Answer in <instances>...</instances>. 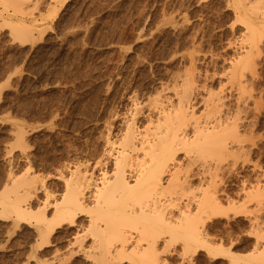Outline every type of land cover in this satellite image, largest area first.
<instances>
[{
	"label": "rangeland",
	"instance_id": "obj_1",
	"mask_svg": "<svg viewBox=\"0 0 264 264\" xmlns=\"http://www.w3.org/2000/svg\"><path fill=\"white\" fill-rule=\"evenodd\" d=\"M62 1L7 0L6 6L0 0V194L11 177L24 173L44 185L28 195L18 188V196H25L22 199L32 210L41 208L44 193L51 200L59 198L63 193L60 175L67 177L73 167L93 170L95 160L103 157V136L119 134L121 118L132 101L142 103L155 93L172 98L171 88L191 74L196 97L193 111L200 112L208 92L221 91L222 115L236 123L237 139H245L241 149L239 142L228 141L232 156L222 162L225 166L219 172L203 173L210 180L217 176L210 187L217 188L224 213L221 209L211 214L202 232L231 257L248 259L262 252L264 29L259 20L264 14L255 9L249 13L256 5L247 0L245 12L235 9L233 0H68L61 7ZM53 10H57L54 18ZM246 13L250 19L242 16ZM251 21L258 31L253 46L244 29ZM16 29L25 33V41ZM245 49L253 50L248 54ZM244 53L251 66H246L245 74L241 67L242 77L241 68L235 69V77L230 76L236 56ZM17 141L25 145L23 151ZM183 153L176 155L181 163L187 161ZM207 158L206 163L213 161ZM199 162L191 166V174L201 170ZM202 176H190L192 188L187 190L192 192L185 193L200 194L209 184V178ZM48 206L50 213L53 209ZM79 214L75 219L85 223L87 213ZM7 217L0 219V264H93L98 260L91 261V256L71 246L72 233L66 235L63 230L67 224L42 229L45 237L41 230L37 234L41 224L34 216L27 223L22 221L24 225L13 213ZM171 246L157 251L165 264H234L228 254L215 257L205 249ZM125 252L112 258L117 263L112 259L99 263L132 264Z\"/></svg>",
	"mask_w": 264,
	"mask_h": 264
},
{
	"label": "bare ground",
	"instance_id": "obj_2",
	"mask_svg": "<svg viewBox=\"0 0 264 264\" xmlns=\"http://www.w3.org/2000/svg\"><path fill=\"white\" fill-rule=\"evenodd\" d=\"M67 1L63 0L60 2V6L62 7ZM233 1L235 3L234 7L236 6L235 9L238 11L243 10L245 12L244 9L247 8L248 4L245 5L244 3L248 1V3L253 2L251 4L256 5H252L250 11H248L249 9L247 10L249 13L255 9V12L260 10L264 14V9H262L264 8V0ZM1 3L8 6L7 0H1ZM56 13L57 10L52 11V18L55 17ZM247 13L242 16H247L249 14ZM239 15L237 13V16ZM247 17L250 19L251 16ZM247 17L242 18V20L248 19ZM238 19H240V16ZM263 19L260 18L259 20L263 21V24L260 25L262 29H264ZM248 22L244 29L246 32L248 31L249 37L246 36V38L251 43L247 42V44L252 45L258 31L253 26L256 23L252 24L253 21H251L250 24ZM7 23L9 22L7 21ZM16 30V32L19 31L18 29ZM14 34H17L15 38L18 37L20 39L21 36L19 37L18 33L14 31ZM21 34L24 37V40L22 37L21 41H25V33L21 32ZM252 50L245 52L251 54ZM248 57L245 53L244 56H241V54L240 57L238 55V58L236 56L237 60L233 59L235 62L232 63L231 67L234 70L242 67L244 69L243 74H245L246 66L251 64ZM248 62L250 64L247 65ZM242 68L239 70L241 77ZM250 69L251 67L249 71ZM227 71L229 72V70ZM233 71L230 76L235 77V73L238 70ZM183 78L182 82L180 81V85L177 83V85H174L176 87L171 88L169 86L173 92L170 94L172 98H170L169 94L155 93V96H150L151 98L142 103L132 101L128 114L121 118L119 134H116L117 136H114V138L109 136L110 133L103 136L105 138L103 157L97 161L95 160V165L92 167L93 170L91 172L79 171L74 170L77 168L73 167V171L68 172L67 177H63L62 173L60 177L63 180V193H60L59 198H52V200L48 193H44L45 198L42 201V206L36 212L35 208L32 210L31 205L27 204L28 202L24 203L25 200L23 199L25 196L22 197V194L19 195L20 197L18 196V188L20 190L23 188L21 192L27 191L25 195H28V193L33 194L37 186L42 188L44 185L37 179L31 178L33 177L32 175L27 178L29 175L26 176L24 173L23 175L26 177H21V175L16 176V178L9 177V183L4 185L3 193L0 194V204L2 206L0 208V219L3 220L7 215L13 213L19 222L21 220V223L22 221L24 223L29 216H34L36 219L34 221L39 222L43 226L36 225L39 229L37 234L39 235L41 230L40 235L43 236L46 235L45 230L53 229L54 225L67 224V227L63 228V230L66 231L64 232L66 235L67 233L68 235L72 233L70 235L72 236L70 240L71 246H75V250L82 251L81 253L84 252L82 255L91 256L89 257L91 261L97 258L99 261L96 260L94 262L97 264L107 262L126 250L125 255L130 258L132 264H165L159 258L157 251L160 247L164 250L163 248H168L169 246L172 248L171 245L177 244L185 250L205 249L215 257L218 255L228 256L229 252L225 253L221 249L222 245L210 243V239H207L209 237H206L202 232L206 219L211 214H219L222 209L221 197L217 196V188L214 189L212 187L211 189L210 187V184L214 183L213 180H215L216 175H213V180L208 177L207 183L209 182V186L201 188L200 194L194 195V190L193 194L185 192H190L191 190L187 189L192 188V185L189 184L190 176H195L196 174L202 176L204 172L208 175V171L214 170L217 172L221 166H225L222 165V162L226 163L227 159H229L227 157L232 156L228 152L227 146L231 144L230 140L235 141V143L236 141L239 142L240 144L238 143V145H240L239 148L241 149V142L245 139L241 141L242 136H240L241 139H237L236 123L231 120V117L228 118L222 115L224 113L221 107L224 104L221 91L218 92V90V93L216 91L213 93L212 91L210 93L207 90L208 93L202 99V109L197 114L193 111L195 108L193 102L196 97L191 74H187ZM243 79L245 78L243 77ZM241 80L240 82L238 80L239 84ZM251 90L253 91V89ZM225 109L227 111V108ZM232 117H234V114ZM228 141H230L229 144ZM17 143L23 144L21 141H17ZM24 146L23 144L22 148H19L23 151ZM181 151H184L187 156L186 163H181L176 157ZM206 157L213 158L210 159L213 161L206 163V160L204 161ZM233 157H235V154ZM199 159L203 160L199 162ZM197 162H199L198 165L201 170H196V173L191 174V166ZM208 176H212V174ZM48 205H51L53 209L52 211L49 210L51 211L50 213L47 211ZM81 212L87 213L85 214L87 215L85 223L78 222L75 219L79 213L81 215ZM222 213H224V210ZM42 229H45L44 232H42ZM50 233L48 232L47 234ZM41 239L39 238V240ZM86 256L85 258H87ZM229 257L234 264H264V250L257 255L249 256L248 259H237L230 255ZM113 260L116 261L117 259ZM251 260L257 261L254 263ZM43 262L39 263L48 264V262ZM117 262L119 261L117 260Z\"/></svg>",
	"mask_w": 264,
	"mask_h": 264
}]
</instances>
